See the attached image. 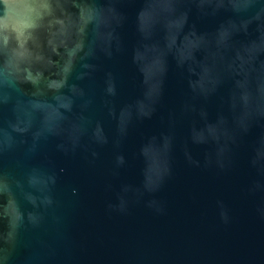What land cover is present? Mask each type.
<instances>
[{
  "label": "water",
  "instance_id": "water-1",
  "mask_svg": "<svg viewBox=\"0 0 264 264\" xmlns=\"http://www.w3.org/2000/svg\"><path fill=\"white\" fill-rule=\"evenodd\" d=\"M0 264H264V0H0Z\"/></svg>",
  "mask_w": 264,
  "mask_h": 264
}]
</instances>
